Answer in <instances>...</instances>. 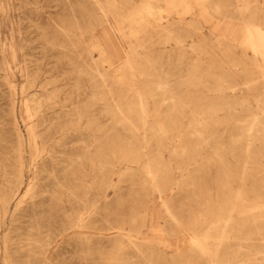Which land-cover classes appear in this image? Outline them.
<instances>
[{
  "label": "rangeland",
  "instance_id": "374dc122",
  "mask_svg": "<svg viewBox=\"0 0 264 264\" xmlns=\"http://www.w3.org/2000/svg\"><path fill=\"white\" fill-rule=\"evenodd\" d=\"M245 22L264 0H0V264H264Z\"/></svg>",
  "mask_w": 264,
  "mask_h": 264
},
{
  "label": "bare ground",
  "instance_id": "6f19581e",
  "mask_svg": "<svg viewBox=\"0 0 264 264\" xmlns=\"http://www.w3.org/2000/svg\"><path fill=\"white\" fill-rule=\"evenodd\" d=\"M213 1V0H212ZM224 1V0H223ZM242 1V0H241ZM222 2V1H221ZM245 2H248V1H245ZM186 3V2H185ZM208 3H209V1H208ZM210 3H211V1H210ZM213 3V2H212ZM212 3H211V5H212ZM216 3V2H215ZM218 3V2H217ZM220 3V2H219ZM214 4V3H213ZM211 5H210V7H211ZM189 6V5H188ZM193 6V5H192ZM215 6V5H214ZM217 6V5H216ZM218 6H220V5H218ZM217 6V7H218ZM149 7V6H148ZM216 7V8H217ZM215 8V7H214ZM151 9V8H150ZM188 9H190V8H188ZM219 9V8H218ZM187 10V9H186ZM214 11V10H213ZM225 11V10H224ZM217 12V11H216ZM244 13H246V11H243V14ZM216 14H218V13H216ZM242 14V13H241ZM226 15V14H225ZM220 16V15H219ZM246 16V15H245ZM247 16L249 17L248 19H250V20H248V21H252V14H247ZM212 16H211V14L210 13H205V16H204V18L206 19V20H209L210 18H211ZM223 17V16H222ZM242 17V16H241ZM246 18V17H245ZM244 19V18H243ZM178 21V20H177ZM174 22H176V21H174ZM182 22V21H181ZM227 21H225L224 19H217V26L218 27H221V30H223V28H225L224 29V31H225V33L226 32H229L230 34H232V35H236L237 33H238V26L237 25H235V24H233V23H231V21H228L229 23H226ZM241 22V21H240ZM247 22H245V24H246ZM171 24H173V23H171ZM179 24V23H178ZM169 25V24H168ZM164 26V25H163ZM160 26H158V28H159ZM173 27H174V25H173ZM161 28H163V27H161ZM167 28V27H166ZM155 29H156V26H155ZM160 29V28H159ZM165 29V28H164ZM166 30V29H165ZM160 31H161V29H160ZM224 33V34H225ZM243 36H244V39H243V37H241V40L243 39L244 41H247V44H249V46L254 50V52L255 53H257V54H264V29L261 27V26H258V25H253L252 26V23H250L249 24V22H248V25L246 24V28H245V30H244V32H243ZM243 44H245V43H243ZM246 44V45H247ZM248 46V45H247ZM161 86H162V83L160 84ZM159 86V85H158ZM165 87V86H164ZM167 87V86H166ZM230 87V86H229ZM233 87V86H232ZM231 88V87H230ZM158 89H161V88H158ZM227 89V88H226ZM229 89V88H228ZM161 90H163V88L161 89ZM226 94V93H225ZM227 98H229V97H227ZM233 98V97H232ZM235 102V101H234ZM232 104V103H231ZM230 105V104H229ZM235 105V104H234ZM228 106V105H227ZM237 111V110H236ZM264 111V110H263ZM234 112H235V110H234ZM264 118V117H263ZM262 121V124L264 125V122H263V120H261ZM240 123V122H239ZM261 123V122H260ZM255 125V124H254ZM248 126H249V124H248ZM258 126V125H257ZM261 126V125H260ZM259 127V126H258ZM257 127V128H258ZM247 128V127H246ZM253 128H254V126H253ZM263 128V127H262ZM262 128H261V130H262ZM255 129V128H254ZM259 129V128H258ZM251 130H253V129H251ZM256 130V129H255ZM255 130H253V131H255ZM259 130H257V132H258ZM246 132V131H245ZM263 132V131H262ZM251 133H252V131H251ZM33 134V133H32ZM260 134V133H259ZM253 135V134H252ZM255 135H257V133H256V131H255ZM263 135V134H262ZM250 136V135H249ZM254 136V135H253ZM260 137V136H259ZM262 138H264V137H262ZM264 143V142H263ZM249 150V149H248ZM246 152V151H245ZM248 152V151H247ZM260 153V152H259ZM248 154V153H247ZM250 157V156H249ZM141 158V157H140ZM247 160V159H246ZM260 181V180H259ZM262 181V180H261ZM264 181V180H263ZM257 182V181H256ZM228 183V182H227ZM264 183V182H263ZM261 184V183H260ZM225 185V184H224ZM259 185V184H258ZM257 187V186H256ZM263 188V187H262ZM230 191V190H229ZM239 191V190H238ZM225 192V191H224ZM241 192H242V190H241ZM252 192V191H251ZM255 193V192H254ZM232 194V193H231ZM233 194H235V193H233ZM242 194V193H241ZM241 194H240V196H241ZM226 196V195H225ZM259 197V196H258ZM230 198V197H229ZM243 198V197H242ZM242 198H241V201H242ZM239 200V199H238ZM244 200V199H243ZM238 202V201H237ZM237 204V203H236ZM225 206V205H224ZM227 207H228V205H227ZM236 207V206H235ZM229 208V207H228ZM227 208V209H228ZM260 208V207H259ZM222 209V208H221ZM258 211V210H257ZM262 211V210H261ZM139 212V211H138ZM222 212H223V210H222ZM225 212H226V210H225ZM263 212V211H262ZM221 213V212H220ZM230 214V213H229ZM254 214L255 213H253V216H254ZM200 215V214H199ZM225 215V214H224ZM256 215H257V213H256ZM261 215V214H260ZM215 216V215H214ZM221 216V215H220ZM258 216V215H257ZM262 216V215H261ZM81 218V217H80ZM135 218V217H134ZM264 218V217H263ZM138 219V218H137ZM141 219V218H140ZM208 219V218H207ZM228 219H229V217H228ZM209 220V219H208ZM211 221V220H210ZM229 221V223H226V224H232V223H230L231 221L230 220H228ZM252 221V220H251ZM253 221H255V220H253ZM261 221H262V219H261ZM74 222V221H73ZM226 222H227V220H226ZM257 222H259L258 224V226H260V221H257ZM108 223V222H107ZM111 223V222H110ZM222 223V222H221ZM248 223H250V222H248ZM118 224V223H117ZM218 224V223H217ZM223 224V223H222ZM257 224V223H256ZM256 224H254L253 226H255ZM77 225V224H76ZM108 225H110V224H108ZM234 225V224H233ZM219 226V225H218ZM236 226V225H235ZM243 226V225H242ZM246 226V225H245ZM69 227H71L70 225H69ZM224 227V226H223ZM229 227H230V225H229ZM250 227V226H249ZM256 227V226H255ZM71 228H73V227H71ZM113 228V227H112ZM228 228V227H227ZM233 228H234V226H233ZM232 228V229H233ZM240 228H242V227H240ZM244 228V227H243ZM246 228H247V226H246ZM258 228H260V227H258ZM262 228V227H261ZM263 228H264V226H263ZM220 229V228H219ZM223 229V228H222ZM221 229V230H222ZM224 229H225V227H224ZM231 229V228H230ZM229 230V229H228ZM234 230V229H233ZM238 229H236V231H237ZM243 230V229H242ZM251 230V229H250ZM254 230V229H253ZM257 230V229H256ZM65 231V230H64ZM230 231H232V230H230ZM252 231V230H251ZM259 231H261V230H259ZM240 232V231H239ZM246 232V231H245ZM244 232V233H245ZM248 232V231H247ZM257 232H258V230H257ZM263 232V231H262ZM219 233V232H218ZM232 233H233V231H232ZM231 233V234H232ZM235 234H236V232H234ZM234 233H233V235H234ZM240 233H242V232H240ZM243 233V234H244ZM251 233V232H250ZM253 233V232H252ZM254 233H255V231H254ZM117 234V233H116ZM226 234V233H225ZM229 234V233H228ZM231 234H230V236H231ZM246 234V233H245ZM221 235H222V233H221ZM238 235V234H237ZM247 235H248V233H247ZM219 236V235H218ZM229 236V237H230ZM236 236V235H235ZM261 236V235H260ZM123 237V236H122ZM220 237V236H219ZM243 237V236H242ZM241 237V238H242ZM245 237V236H244ZM247 237V236H246ZM245 237V238H246ZM206 238V237H205ZM229 239V238H228ZM233 239V238H232ZM238 239H239V237H238ZM238 239H237V241H238ZM260 239V238H259ZM261 239H262V237H261ZM6 240V239H5ZM118 240H120V239H118ZM220 240H221V238H220ZM224 240H225V238H224ZM246 240V239H245ZM200 241V240H199ZM223 241V240H222ZM222 241H221V243H222ZM234 241H236V240H234ZM233 241V242H234ZM226 242H228V241H226ZM242 242H243V240H242ZM244 242H247V241H244ZM250 242V241H249ZM261 242V241H260ZM263 242V241H262ZM235 243V242H234ZM223 244H225V243H223ZM233 244V243H232ZM9 245V244H8ZM227 245V244H226ZM228 245H230V244H228ZM241 245V244H240ZM192 246V245H191ZM200 246H202V245H200ZM243 246V245H242ZM252 247H253V245H251ZM260 246V245H259ZM251 247V248H252ZM240 248V247H239ZM242 248V247H241ZM255 248V246L253 247V249ZM201 249H202V247H201ZM208 249V248H207ZM206 249V250H207ZM231 249V248H230ZM257 249H260V248H258V246H257ZM261 249H264V248H261ZM232 250V249H231ZM237 250H239L238 249V247H237ZM256 250V249H255ZM202 251H204V250H202ZM210 251H212V250H210ZM217 251V250H216ZM219 251V250H218ZM251 251V250H250ZM208 252V251H207ZM213 252V251H212ZM233 252H236L235 250L233 251ZM254 252V251H253ZM256 252H259V250L258 251H255V253ZM204 253H205V251H204ZM215 253V252H214ZM227 253V252H226ZM242 253V252H241ZM246 253V252H245ZM244 253V254H245ZM202 254H203V252H202ZM216 254V253H215ZM228 254H230V253H228ZM232 254H234V253H232ZM236 254V253H235ZM235 254H234V256H235ZM249 254V253H248ZM206 255V254H205ZM222 255V254H221ZM227 255V254H226ZM246 255V254H245ZM251 255V254H250ZM249 255V256H250ZM254 255V254H253ZM257 255V254H256ZM225 256V255H224ZM232 256V255H231ZM240 256V255H239ZM259 256H260V253H259ZM261 256H263V254L261 255ZM236 257H238V256H236ZM257 257H258V255H257ZM264 257V256H263ZM262 257V258H263ZM221 258V257H220ZM225 258H226V256H225ZM244 258V256H242V259ZM248 258V257H247ZM251 258V257H250ZM229 259V258H228ZM239 259V258H238ZM246 259V258H245ZM245 259H243L244 261H245ZM234 260V259H233ZM237 260V259H236ZM248 260V259H247ZM247 260H246V262H247ZM255 260V259H254ZM261 260V259H260ZM263 260H264V258H263ZM221 261L222 260H220V263H221ZM226 261V260H225ZM224 261V262H225ZM238 261V260H237ZM250 261V260H249ZM252 261V260H251ZM233 262V261H232ZM240 262V261H239ZM238 262V263H239ZM217 263V262H216ZM223 263V262H222ZM230 263V262H229ZM245 263V262H244ZM251 263V262H250ZM212 264V263H211ZM215 264V263H214ZM241 264V263H240ZM246 264H249V263H246Z\"/></svg>",
  "mask_w": 264,
  "mask_h": 264
}]
</instances>
